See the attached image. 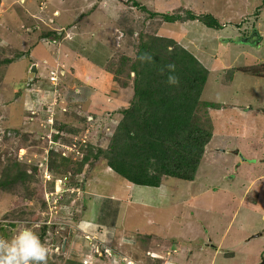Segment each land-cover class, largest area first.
I'll use <instances>...</instances> for the list:
<instances>
[{
	"label": "rangeland",
	"instance_id": "rangeland-1",
	"mask_svg": "<svg viewBox=\"0 0 264 264\" xmlns=\"http://www.w3.org/2000/svg\"><path fill=\"white\" fill-rule=\"evenodd\" d=\"M137 1L147 11L132 0H0V172L15 161L28 172L39 167L30 183L0 190V238L32 228L49 249L47 264H122L113 254L95 256L91 247L99 242L143 264L146 251L165 248L157 243L176 248V264H262L264 78L240 65L264 62V0ZM188 12L211 14L221 28L188 20ZM166 13L184 19L164 22ZM146 35L172 38L197 56L211 74L202 99L225 104L209 110L213 137L195 180L132 185L101 158L73 176L87 145H107L133 96L132 78L119 76L129 84L123 87L104 68L134 56ZM221 69L225 79L233 77L227 86ZM50 151L57 164L68 157L67 168L50 172L43 160ZM55 179L75 188L57 208ZM121 202H128L125 209Z\"/></svg>",
	"mask_w": 264,
	"mask_h": 264
},
{
	"label": "trees",
	"instance_id": "trees-1",
	"mask_svg": "<svg viewBox=\"0 0 264 264\" xmlns=\"http://www.w3.org/2000/svg\"><path fill=\"white\" fill-rule=\"evenodd\" d=\"M132 1L134 6H141L142 11H147L137 0ZM161 16L168 23L184 19L180 15L167 13ZM186 19L199 20L205 27L213 30L221 28L211 14L196 17L188 12ZM234 42L237 43L236 40ZM226 46H221V50H227ZM253 60L251 64L240 65L243 68L241 72L264 78V62L259 64ZM4 62L9 64L12 61L6 59ZM111 64L108 63L104 69L114 74L116 82H120L119 76L123 74L132 78V99L121 110V119L107 145L98 148L92 144L87 145L77 168L73 170V176H78L85 164L101 158L110 171L132 185L159 187L163 177L194 181L213 137L214 126L210 111L225 107V104L202 99L211 75L210 70L174 39L158 35L141 38L134 56H121L114 63V68ZM228 64L230 63L226 61L225 65ZM227 69L234 73L240 71L238 67ZM221 71L226 69L218 72V78H222L226 85L233 77L225 79L226 73ZM131 73L134 74L133 77L130 76ZM120 85L126 87L129 84L121 81ZM59 124L58 131H62V125ZM57 156L54 151L47 154L46 168L50 172L61 170L62 166L67 168L68 157L59 156L60 163L57 164ZM37 168L39 167L35 166L32 172H28L24 164L16 161L4 165L0 172V190L9 192L14 185L30 183ZM66 194L64 192L59 196L57 207ZM47 228L46 225L41 228V240L45 237ZM145 235L152 239L158 234L146 232ZM169 244H155L154 248L165 247L163 251H159L160 254L153 252L156 256H151V251L156 250L146 251V264H164L166 259L174 261L172 256L177 250ZM102 256L110 257L106 254ZM73 264L84 262L82 260Z\"/></svg>",
	"mask_w": 264,
	"mask_h": 264
},
{
	"label": "clouds",
	"instance_id": "clouds-1",
	"mask_svg": "<svg viewBox=\"0 0 264 264\" xmlns=\"http://www.w3.org/2000/svg\"><path fill=\"white\" fill-rule=\"evenodd\" d=\"M262 234H264V231L262 232ZM99 235L101 236V233ZM94 238V240H99L97 236ZM128 241L129 240L127 239L126 242L128 243ZM119 244L121 243L118 241V246H120L121 248V245ZM95 245L100 248L102 255L106 254L110 256L111 254H113L115 258H120L121 262H124V260H128L130 262L135 261L133 257L128 254H124L123 252H121V250L112 251L105 244V242H99V244ZM105 247H108V253L104 252ZM48 253L49 249L40 242L38 235L32 230V228L29 227H22L10 241L4 238H0V264H47ZM152 254L153 255L151 256H156L155 253ZM169 254L170 253H168V255ZM102 255L95 254V256L97 257ZM166 262L175 264L174 261L169 259H166L164 261V264Z\"/></svg>",
	"mask_w": 264,
	"mask_h": 264
},
{
	"label": "built area",
	"instance_id": "built-area-1",
	"mask_svg": "<svg viewBox=\"0 0 264 264\" xmlns=\"http://www.w3.org/2000/svg\"><path fill=\"white\" fill-rule=\"evenodd\" d=\"M52 79H53V76H52ZM70 148V147H69ZM44 161L46 160V162H47V156L43 159ZM41 164H43V163H41ZM42 166V165H41ZM45 166H46V164H45ZM55 195H54V204H53V206H54V208H57V203H58V199L57 200H55L57 197H59L62 193H64V192H74V190H75V188L74 187H72V188H68L67 187V183H66V181L64 182V184H63V182L59 179H55ZM78 188V187H77ZM74 189V190H73ZM77 190H79V189H77ZM93 251H94V253L95 254H98V255H102V252H101V250H100V248L97 246V245H95L94 247H93ZM104 252L105 253H108L109 252V249H108V247H105V249H104ZM165 264H173V263H168V262H166Z\"/></svg>",
	"mask_w": 264,
	"mask_h": 264
},
{
	"label": "crops",
	"instance_id": "crops-1",
	"mask_svg": "<svg viewBox=\"0 0 264 264\" xmlns=\"http://www.w3.org/2000/svg\"><path fill=\"white\" fill-rule=\"evenodd\" d=\"M263 37V36H262ZM262 37H261V39H262ZM263 41V40H262ZM260 43V44H259ZM261 43L262 42H258V44H256L255 46L256 47H258V46H260L261 45ZM217 54V51L216 50H214V52H213V56H215ZM231 67V66H230ZM224 111V110H223ZM225 112H223V114H224ZM244 114H245V112H244ZM225 151V150H224ZM224 151H222V152H224ZM243 165H245V162H242V163H239L236 167V172H240L241 170V167H243ZM235 173V172H234ZM261 177H264V176H261ZM246 192V191H245ZM128 196V195H127ZM131 200H132V198H131ZM116 203L117 202H119L118 200L117 201H115ZM132 202V201H131ZM128 203V202H127ZM127 203H124V202H121V203H118L119 204V206L120 207H123V209H125L126 208V204ZM124 204V205H123ZM141 204V203H140ZM142 205V204H141ZM122 226V225H121ZM120 240H119V242L121 243V242H123V238H119ZM125 240H127V239H125ZM209 241H211V240H209ZM122 244V243H121ZM208 244V243H207ZM206 244V245H207ZM210 244H212V241H211V243ZM207 245V246H209L211 249H213L212 251H216V252H218V248H217V246L215 245V244H212V245ZM153 252H151V254H152ZM209 253H207V255H208ZM132 257V256H131ZM135 259V258H134ZM135 260H137V259H135ZM137 261H140V260H137ZM141 262V261H140ZM141 264H142V262H141Z\"/></svg>",
	"mask_w": 264,
	"mask_h": 264
},
{
	"label": "water",
	"instance_id": "water-1",
	"mask_svg": "<svg viewBox=\"0 0 264 264\" xmlns=\"http://www.w3.org/2000/svg\"><path fill=\"white\" fill-rule=\"evenodd\" d=\"M31 71L34 72V73H36V72H37V70H36V66H33V68L31 69ZM263 231H264V229H263ZM261 234H262V233H260V234H258V235H261ZM254 237H256V235H254ZM262 264H264V261H263Z\"/></svg>",
	"mask_w": 264,
	"mask_h": 264
},
{
	"label": "bare ground",
	"instance_id": "bare-ground-1",
	"mask_svg": "<svg viewBox=\"0 0 264 264\" xmlns=\"http://www.w3.org/2000/svg\"><path fill=\"white\" fill-rule=\"evenodd\" d=\"M94 174V173H93Z\"/></svg>",
	"mask_w": 264,
	"mask_h": 264
}]
</instances>
